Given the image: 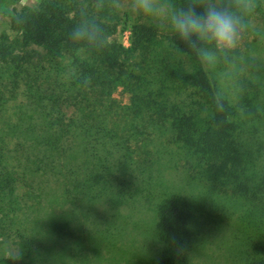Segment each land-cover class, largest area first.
<instances>
[{"label": "trees", "instance_id": "16d2710c", "mask_svg": "<svg viewBox=\"0 0 264 264\" xmlns=\"http://www.w3.org/2000/svg\"><path fill=\"white\" fill-rule=\"evenodd\" d=\"M15 2L0 0V242L20 257L0 264H120L139 220L150 264H190L225 225L242 243L231 262L264 264V78L234 71L223 90L237 51L202 66L171 33L93 0L107 45L77 55L82 0ZM126 29L128 46L113 38Z\"/></svg>", "mask_w": 264, "mask_h": 264}, {"label": "clouds", "instance_id": "9594fccd", "mask_svg": "<svg viewBox=\"0 0 264 264\" xmlns=\"http://www.w3.org/2000/svg\"><path fill=\"white\" fill-rule=\"evenodd\" d=\"M96 10L127 8L161 32L171 33L202 66L231 64L249 30L257 0H93ZM197 8L201 11H197ZM69 37L77 55L100 50L107 34L88 3H80Z\"/></svg>", "mask_w": 264, "mask_h": 264}, {"label": "rangeland", "instance_id": "374dc122", "mask_svg": "<svg viewBox=\"0 0 264 264\" xmlns=\"http://www.w3.org/2000/svg\"><path fill=\"white\" fill-rule=\"evenodd\" d=\"M39 0H18L13 4L14 7L20 6L33 7ZM127 20L128 24H131L132 20L137 18L127 8L119 10ZM7 15L0 12V34L7 31L8 27ZM251 27L243 35L241 45L237 50L238 67L235 70L233 67H229L224 71L218 73V82L221 84V88L231 92V85L236 80L234 71L240 76L241 72L250 78L251 70L255 71L257 75L264 78V0H257V8L251 17ZM114 39L120 41L124 46L129 44V31L126 29L122 33L117 31ZM249 64H252V68L249 69ZM235 76V77H234ZM42 89V87H41ZM113 98L117 101L125 103L127 100L126 94L122 93L120 89H116L113 93ZM18 96L17 99H20ZM255 149V146L253 147ZM264 154V151L262 152ZM263 161L264 156L261 155ZM169 171V170H168ZM168 171L164 170L165 177L168 176ZM172 180L174 178L170 175ZM217 212V211H216ZM145 217V214H141ZM135 226L131 223L126 227L125 236L123 238L124 255L121 258L120 264H150L152 258V250L156 247L154 240L145 228L149 225L148 220L143 222L139 220ZM229 227L213 229L212 233L207 236L203 242L202 247L195 249L191 253L190 264H233L235 262L231 260L237 251H239V245L242 244L239 239H233ZM233 253V254H232ZM0 256L20 257L17 248L11 242L10 239H3L0 242ZM231 262V263H230Z\"/></svg>", "mask_w": 264, "mask_h": 264}]
</instances>
